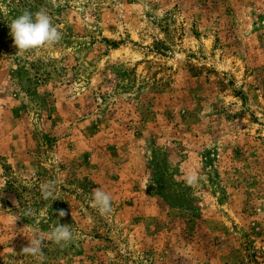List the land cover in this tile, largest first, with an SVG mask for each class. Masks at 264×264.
<instances>
[{"label":"rangeland","instance_id":"374dc122","mask_svg":"<svg viewBox=\"0 0 264 264\" xmlns=\"http://www.w3.org/2000/svg\"><path fill=\"white\" fill-rule=\"evenodd\" d=\"M0 264H264V0H0Z\"/></svg>","mask_w":264,"mask_h":264},{"label":"clouds","instance_id":"9594fccd","mask_svg":"<svg viewBox=\"0 0 264 264\" xmlns=\"http://www.w3.org/2000/svg\"><path fill=\"white\" fill-rule=\"evenodd\" d=\"M10 35L13 38L14 46L20 53H26L44 47H50L58 44L62 40L61 31L53 25L52 18L45 9H40L35 13L24 10L18 17L12 20L10 26ZM198 176L195 172L187 178L189 185L197 182ZM42 196L45 199L53 197L55 185L51 182L44 183L41 186ZM93 206L98 209L101 215L108 216L112 212L113 197L111 193L96 189L92 193ZM16 204V201H14ZM31 215V211L25 213V217ZM58 215L63 217L65 211L60 210ZM19 219V218H18ZM29 238V244L22 248L21 252L26 255L43 257L41 238ZM73 238L68 225L58 223L49 233L48 239L57 245L69 243Z\"/></svg>","mask_w":264,"mask_h":264}]
</instances>
